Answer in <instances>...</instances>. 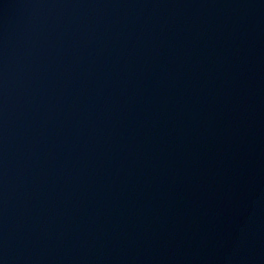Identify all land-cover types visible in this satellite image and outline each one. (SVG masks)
<instances>
[{"label":"water","instance_id":"95a60500","mask_svg":"<svg viewBox=\"0 0 264 264\" xmlns=\"http://www.w3.org/2000/svg\"><path fill=\"white\" fill-rule=\"evenodd\" d=\"M0 264H264V0H0Z\"/></svg>","mask_w":264,"mask_h":264}]
</instances>
